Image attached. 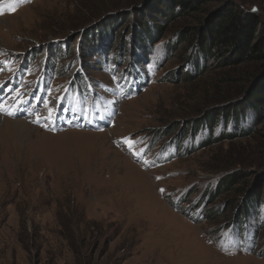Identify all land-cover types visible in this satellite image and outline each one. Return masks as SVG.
Returning <instances> with one entry per match:
<instances>
[{
	"label": "rangeland",
	"instance_id": "rangeland-1",
	"mask_svg": "<svg viewBox=\"0 0 264 264\" xmlns=\"http://www.w3.org/2000/svg\"><path fill=\"white\" fill-rule=\"evenodd\" d=\"M173 3L0 0V87L57 104L74 77V92L101 86L108 104L102 128L58 132L0 112V264H264V100L249 104L264 59L239 61L209 30L238 9L257 44L264 0L175 17ZM109 23L110 50L95 55ZM136 65L144 83L109 75ZM35 113L50 128L47 108Z\"/></svg>",
	"mask_w": 264,
	"mask_h": 264
},
{
	"label": "trees",
	"instance_id": "trees-1",
	"mask_svg": "<svg viewBox=\"0 0 264 264\" xmlns=\"http://www.w3.org/2000/svg\"><path fill=\"white\" fill-rule=\"evenodd\" d=\"M175 4V8L172 10L171 15L173 17L178 16L174 14L175 11H184V13H189V11H195L200 8V4L203 3L205 0H173ZM229 7V6H228ZM183 12H180V15H184ZM178 14V13H177ZM112 23H109L105 29L107 30L104 32L105 39H101L98 44H92L90 50L92 49L95 55L100 54L101 51L110 50L108 48L109 40L111 37H107L108 32L110 33ZM210 33L212 35L213 41L218 40V42L224 46L226 49L228 46L229 48L233 49L234 51H238L240 54L239 61H248L252 59L261 60L264 59V37L262 36L257 44L252 45L250 38L245 37V42L241 38V22H240V15L238 13V9H223L219 15L214 19L211 27H209ZM111 35V33H110ZM214 38V39H213ZM146 41V40H145ZM144 41V43H145ZM148 41V39H147ZM218 43V44H219ZM223 48V49H224ZM88 49V48H86ZM145 49V48H144ZM228 49V48H227ZM136 56L132 57L131 60L135 59ZM129 67V66H128ZM249 104L255 105L260 107L261 102L264 100V94L259 92L257 96H255L254 100L252 96H250ZM223 184V183H222ZM228 184V183H226Z\"/></svg>",
	"mask_w": 264,
	"mask_h": 264
},
{
	"label": "snow or ice",
	"instance_id": "snow-or-ice-1",
	"mask_svg": "<svg viewBox=\"0 0 264 264\" xmlns=\"http://www.w3.org/2000/svg\"><path fill=\"white\" fill-rule=\"evenodd\" d=\"M21 103H23V101H21ZM49 103H51V102H49ZM46 107H47V111L49 113L47 119H51L53 113L55 112V109L53 107H49L47 104H46ZM19 110H20L19 104H17L15 108H10L8 104L0 103V112H4L7 115H15V113ZM42 118L43 117H41L39 114H37V118L34 122L39 123ZM124 140H125V143H127L129 145L130 150H132L134 148L135 141H131V140H129V138H124ZM134 154H138V153L134 152ZM145 162L147 163V161H145ZM158 179H160V178L158 177ZM161 191H163V189Z\"/></svg>",
	"mask_w": 264,
	"mask_h": 264
},
{
	"label": "bare ground",
	"instance_id": "bare-ground-1",
	"mask_svg": "<svg viewBox=\"0 0 264 264\" xmlns=\"http://www.w3.org/2000/svg\"><path fill=\"white\" fill-rule=\"evenodd\" d=\"M10 122L12 123V121H10ZM13 122L17 124L16 125L17 127H19V128H21V129H23V130L26 131V125H25V123H23L22 121H19V120H14ZM27 130H28V127H27Z\"/></svg>",
	"mask_w": 264,
	"mask_h": 264
},
{
	"label": "clouds",
	"instance_id": "clouds-1",
	"mask_svg": "<svg viewBox=\"0 0 264 264\" xmlns=\"http://www.w3.org/2000/svg\"><path fill=\"white\" fill-rule=\"evenodd\" d=\"M70 128V127H69ZM76 128H81V127H76ZM83 128V127H82ZM87 128H95V127H87Z\"/></svg>",
	"mask_w": 264,
	"mask_h": 264
}]
</instances>
